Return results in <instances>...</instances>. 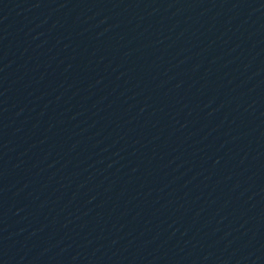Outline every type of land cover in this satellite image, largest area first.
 Segmentation results:
<instances>
[{"label": "water", "instance_id": "water-1", "mask_svg": "<svg viewBox=\"0 0 264 264\" xmlns=\"http://www.w3.org/2000/svg\"><path fill=\"white\" fill-rule=\"evenodd\" d=\"M0 264H264V0H0Z\"/></svg>", "mask_w": 264, "mask_h": 264}]
</instances>
